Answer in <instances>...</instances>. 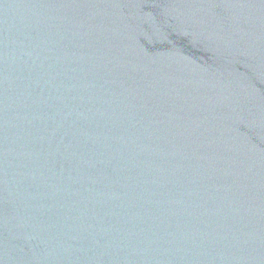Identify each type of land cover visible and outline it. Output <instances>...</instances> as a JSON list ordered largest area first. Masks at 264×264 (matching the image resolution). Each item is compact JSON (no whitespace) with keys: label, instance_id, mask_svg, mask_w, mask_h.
Here are the masks:
<instances>
[{"label":"water","instance_id":"obj_1","mask_svg":"<svg viewBox=\"0 0 264 264\" xmlns=\"http://www.w3.org/2000/svg\"><path fill=\"white\" fill-rule=\"evenodd\" d=\"M0 264H264V0H0Z\"/></svg>","mask_w":264,"mask_h":264}]
</instances>
